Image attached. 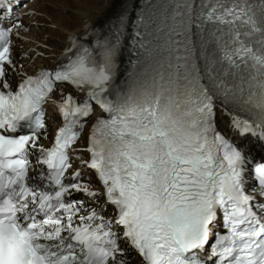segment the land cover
<instances>
[{"label": "snow or ice", "instance_id": "obj_1", "mask_svg": "<svg viewBox=\"0 0 264 264\" xmlns=\"http://www.w3.org/2000/svg\"><path fill=\"white\" fill-rule=\"evenodd\" d=\"M19 7L0 0V264H264V0H122L59 51L23 49Z\"/></svg>", "mask_w": 264, "mask_h": 264}, {"label": "bare ground", "instance_id": "obj_2", "mask_svg": "<svg viewBox=\"0 0 264 264\" xmlns=\"http://www.w3.org/2000/svg\"><path fill=\"white\" fill-rule=\"evenodd\" d=\"M121 3L122 0H32L31 4L22 11L23 19L21 23L31 29L27 34L22 33L29 41L23 44V49L27 51V49L45 41V38L41 34L43 32L36 26L38 23H41L42 26L43 24L48 25L49 27L47 29H49L51 35L43 33L47 40L48 49L59 51L60 47H62L63 36L67 30L78 31L84 21L97 23L109 18L113 16ZM29 11L35 13L31 18L24 15ZM52 25L56 27L53 28ZM19 51L18 42L17 48L14 49V55L18 54ZM37 51H43L46 59L37 57L35 61H25L26 70L29 73L53 60L51 52L40 48ZM28 55L31 57L35 54L29 52ZM221 127H223V122L221 123Z\"/></svg>", "mask_w": 264, "mask_h": 264}, {"label": "rangeland", "instance_id": "obj_3", "mask_svg": "<svg viewBox=\"0 0 264 264\" xmlns=\"http://www.w3.org/2000/svg\"><path fill=\"white\" fill-rule=\"evenodd\" d=\"M53 3H54V2H53ZM63 13H64V12H63ZM35 24H36V23H35ZM37 25H39L38 28H39L44 34H48L49 36L51 35L50 32H49V29H47V28H49L48 25H44V24H43V26H42L41 23H38ZM37 25H36V26H37ZM43 27H44L45 29H44ZM42 29H43L44 31H43ZM45 30H46V31H45ZM43 33H41V34L43 35V37H44L45 40H46V37H45V35H44ZM46 41H47V40H46Z\"/></svg>", "mask_w": 264, "mask_h": 264}]
</instances>
